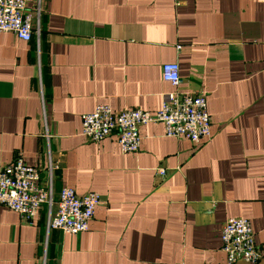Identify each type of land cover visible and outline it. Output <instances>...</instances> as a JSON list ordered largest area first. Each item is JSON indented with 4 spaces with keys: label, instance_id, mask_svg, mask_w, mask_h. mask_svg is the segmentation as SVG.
Instances as JSON below:
<instances>
[{
    "label": "crops",
    "instance_id": "obj_1",
    "mask_svg": "<svg viewBox=\"0 0 264 264\" xmlns=\"http://www.w3.org/2000/svg\"><path fill=\"white\" fill-rule=\"evenodd\" d=\"M40 26L29 41L0 32V167L21 156L46 179L58 164L56 200L70 187L101 202L79 234L48 230L47 204L33 223L0 204V264H228L232 217L264 264V0H41ZM177 89L206 94L198 144L161 122L141 126L138 153L82 134L100 104L156 112Z\"/></svg>",
    "mask_w": 264,
    "mask_h": 264
},
{
    "label": "built area",
    "instance_id": "obj_2",
    "mask_svg": "<svg viewBox=\"0 0 264 264\" xmlns=\"http://www.w3.org/2000/svg\"><path fill=\"white\" fill-rule=\"evenodd\" d=\"M40 16L41 0H0V32H11L19 39L29 41L35 32H40ZM162 78L178 88L182 82L179 64L164 63ZM151 122L163 123L167 136L185 137L194 144L212 134L206 94L184 93L178 89L166 95L156 112L140 109L114 112L110 106L100 104L82 116V134L100 142L116 133L122 152L138 153L142 141L140 128ZM58 167V164H50L46 179L42 178L39 167L27 164L21 156L0 167V204L17 212L27 223H33L38 210L47 204L48 230L58 229L72 234L85 232L95 216L101 196L95 191L78 194L73 188L63 187L56 200L53 175ZM159 172L165 175L164 169ZM221 238L228 264L239 260L257 264L261 260V249L247 218L228 219Z\"/></svg>",
    "mask_w": 264,
    "mask_h": 264
}]
</instances>
